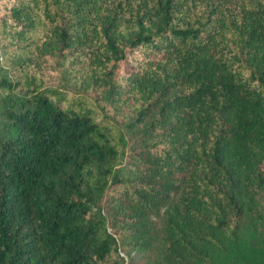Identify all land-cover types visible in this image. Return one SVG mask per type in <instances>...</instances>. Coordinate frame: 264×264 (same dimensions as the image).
Wrapping results in <instances>:
<instances>
[{"label":"trees","instance_id":"16d2710c","mask_svg":"<svg viewBox=\"0 0 264 264\" xmlns=\"http://www.w3.org/2000/svg\"><path fill=\"white\" fill-rule=\"evenodd\" d=\"M121 251L264 264V0H0V264Z\"/></svg>","mask_w":264,"mask_h":264},{"label":"rangeland","instance_id":"374dc122","mask_svg":"<svg viewBox=\"0 0 264 264\" xmlns=\"http://www.w3.org/2000/svg\"><path fill=\"white\" fill-rule=\"evenodd\" d=\"M121 254L125 256V264H128L130 259H133V261L138 264H145L149 260L148 255H146L147 253H139L137 251H130L129 253H126L121 251Z\"/></svg>","mask_w":264,"mask_h":264}]
</instances>
